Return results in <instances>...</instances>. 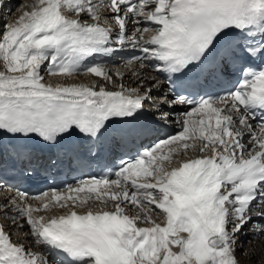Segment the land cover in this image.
<instances>
[{
  "label": "snow or ice",
  "instance_id": "obj_1",
  "mask_svg": "<svg viewBox=\"0 0 264 264\" xmlns=\"http://www.w3.org/2000/svg\"><path fill=\"white\" fill-rule=\"evenodd\" d=\"M23 7L0 32V148L7 139L22 163L32 151L13 141L67 140L94 157L104 138L146 137L148 129L134 124L140 117L170 124L171 110L188 107L177 133L121 159L115 171L34 197L4 190L0 214L26 226L39 250L0 224V264H241L245 227L264 241V0H33ZM129 24L151 27L128 35ZM126 44L143 53L127 66H152L170 83L193 69L242 78L223 94L178 93L157 103L156 77L151 87L128 88L93 59ZM45 68L102 83L54 86ZM33 172L24 167L21 175ZM57 207L67 211L40 214Z\"/></svg>",
  "mask_w": 264,
  "mask_h": 264
},
{
  "label": "bare ground",
  "instance_id": "obj_2",
  "mask_svg": "<svg viewBox=\"0 0 264 264\" xmlns=\"http://www.w3.org/2000/svg\"><path fill=\"white\" fill-rule=\"evenodd\" d=\"M31 0H5L4 6L0 10V22L2 31L4 30V26L6 23L13 22L15 16L21 12V10L24 8V5H28V3ZM86 18V17H85ZM140 25H128V28H135L139 27ZM1 31V32H2ZM119 71L120 73L127 71V68L125 66H119L116 67L114 70H109V73L113 75L114 79H116L117 83H123L125 86L128 84L129 86L139 87L141 84L144 88H148L152 86V77L153 74L147 69H139V67L134 68L129 72L128 75H133L135 72L136 75H133L132 78L129 79V77H123V80H119L116 78L115 73ZM122 71V72H121ZM42 75H45V81L48 83V80L50 84L57 85V84H79L77 82L78 79H86L85 81H82V85H91L93 82L96 83H102L100 78L94 77L92 75H81L74 74L71 77L65 78L63 76H50L47 75L46 70L42 69ZM152 95H154V92H152ZM180 118V117H179ZM60 209V208H54ZM47 212H41L40 214L48 213ZM0 217L4 220L5 224L13 229V232L15 233V236L17 237V240L20 239V242L28 245H33L31 242V237H25L24 233L27 231V227L25 226L24 230L21 231L18 229L15 225L12 224L11 219H8V217H5L3 214H0ZM158 222H160V219H158ZM22 223V222H21ZM35 246V245H33ZM37 247V246H35ZM237 254L241 260V264H264V241H261L260 237L254 232V230L251 227H246L242 233L239 234V243L237 248Z\"/></svg>",
  "mask_w": 264,
  "mask_h": 264
}]
</instances>
